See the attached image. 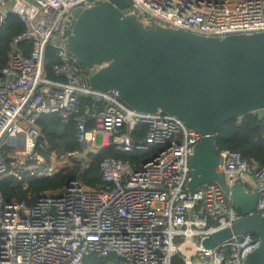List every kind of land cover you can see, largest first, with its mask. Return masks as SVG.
I'll list each match as a JSON object with an SVG mask.
<instances>
[{"label":"built area","instance_id":"2783aa9c","mask_svg":"<svg viewBox=\"0 0 264 264\" xmlns=\"http://www.w3.org/2000/svg\"><path fill=\"white\" fill-rule=\"evenodd\" d=\"M105 0H0V25L9 14L20 18L25 33L15 39L32 43L29 56L14 49L0 73V178L34 173L43 163L36 155L42 115L57 114L68 122L73 114L84 167L89 155L114 149L156 152L141 164L112 156L100 163L104 185L91 189L71 178L61 193H42L30 204L8 202L0 194V264H83L90 254L117 256L121 264H244L260 245L251 233L236 234L212 249L203 241L233 229L245 215L230 193L215 182L189 190L191 157L202 135L166 113L143 114L127 107L114 91L99 92L81 81L108 64L85 68L62 38L72 12ZM123 15H135L146 26L184 30L207 37L264 32V0H129ZM61 38L56 43V38ZM15 47V46H14ZM56 51V79L47 76L45 58ZM93 106L79 113L80 98ZM95 122L88 128V123ZM144 138H135L138 126ZM225 182L233 190L247 176L258 193L250 215L264 218V167L241 153L218 150ZM36 160L34 163L33 161ZM52 163L57 155H52ZM54 165L41 174L53 177Z\"/></svg>","mask_w":264,"mask_h":264},{"label":"water","instance_id":"95a60500","mask_svg":"<svg viewBox=\"0 0 264 264\" xmlns=\"http://www.w3.org/2000/svg\"><path fill=\"white\" fill-rule=\"evenodd\" d=\"M129 0H105L72 12L62 38L90 72L84 86L114 91L129 108L143 114L166 113L202 135L191 157L189 190L215 182L230 193L233 206L247 216L203 241L212 249L232 234L251 233L259 247L244 264H264V218L250 215L258 193L244 183L228 188L216 147V132L230 118L264 109V32L207 37L184 30L144 25L123 15ZM56 43L61 38H56Z\"/></svg>","mask_w":264,"mask_h":264},{"label":"trees","instance_id":"16d2710c","mask_svg":"<svg viewBox=\"0 0 264 264\" xmlns=\"http://www.w3.org/2000/svg\"><path fill=\"white\" fill-rule=\"evenodd\" d=\"M25 33V27L20 18L9 14L6 22L0 25V73L7 66L10 54L14 49L19 50L25 56L32 51V43L28 40L14 44L15 39ZM15 46V47H14ZM58 63L56 51L49 47L45 58V70L47 76L56 79L53 66ZM94 102L87 97L80 98L79 113L86 106H93ZM78 114H73L68 122L57 114L42 115L37 121V127L41 137L37 142L36 155L43 159L39 169L30 175L22 174L21 178L13 175L0 178V194L8 202H22L30 194V204L44 192L53 194L64 191L71 178H78L83 185L91 189H99L104 185L100 172L101 161L109 156L128 162L141 164L149 160L156 152L134 151L125 153L106 148L98 154L89 155L86 166H82L75 157H70L68 163H63V157L82 152V145L78 141L77 120ZM95 122L88 123L87 127H93ZM146 135V127L138 126L135 138L140 140ZM216 147L218 150H232L241 153L243 158L251 164L264 167V109L250 113L243 118H230L221 125L216 132ZM57 155L60 163L58 172L53 177H47L41 173L52 167V155ZM34 163L36 160L33 161ZM179 258H176L177 263ZM121 260L115 256L99 257L90 254L84 259L83 264H121Z\"/></svg>","mask_w":264,"mask_h":264},{"label":"crops","instance_id":"0c3cea01","mask_svg":"<svg viewBox=\"0 0 264 264\" xmlns=\"http://www.w3.org/2000/svg\"><path fill=\"white\" fill-rule=\"evenodd\" d=\"M244 185L246 186L247 190L249 191H254V182H253V178L249 175L247 177H245L244 179Z\"/></svg>","mask_w":264,"mask_h":264},{"label":"rangeland","instance_id":"374dc122","mask_svg":"<svg viewBox=\"0 0 264 264\" xmlns=\"http://www.w3.org/2000/svg\"><path fill=\"white\" fill-rule=\"evenodd\" d=\"M62 162H63V163H68V162L65 161V160H64V161L62 160ZM53 165H54L55 168H57V170H59V165H60L59 162H55V164H53Z\"/></svg>","mask_w":264,"mask_h":264}]
</instances>
